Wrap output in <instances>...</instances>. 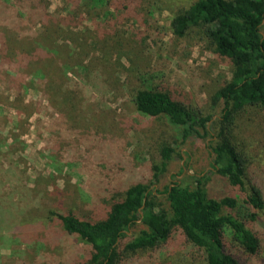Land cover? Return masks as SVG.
I'll use <instances>...</instances> for the list:
<instances>
[{"label":"rangeland","instance_id":"obj_1","mask_svg":"<svg viewBox=\"0 0 264 264\" xmlns=\"http://www.w3.org/2000/svg\"><path fill=\"white\" fill-rule=\"evenodd\" d=\"M193 1L151 0L138 15L121 17L87 16L71 0H40L47 18L25 20L16 29L0 23V41H12L8 54L35 45V31L59 58L46 76L37 68L0 69V264H78L86 244L49 211L97 218L108 206L109 187L125 185L131 175L120 161L147 167L152 156L158 158V138L175 134L167 118L137 112L134 88L149 85L212 105L214 92L231 76L230 64L192 35L177 37L171 27L173 15ZM46 25L51 39L43 41ZM221 107L213 105L215 115ZM236 133L259 155L255 171L264 179V113H246ZM209 142L206 136L184 146L170 178L201 172L210 196L243 197L248 189L213 170ZM257 210L250 227L262 246L248 264H264V208ZM170 252L166 247L155 256Z\"/></svg>","mask_w":264,"mask_h":264},{"label":"trees","instance_id":"obj_2","mask_svg":"<svg viewBox=\"0 0 264 264\" xmlns=\"http://www.w3.org/2000/svg\"><path fill=\"white\" fill-rule=\"evenodd\" d=\"M149 1L71 0L85 15L121 17L138 15ZM46 16L40 0H0V23L12 29ZM171 27L177 37L192 35L226 59L231 76L214 92L212 105L186 102L149 85L134 88L131 100L137 112L167 118L175 134L158 138V158L152 156L147 167L137 170L132 160L120 161L131 175L125 185L109 187L112 193L104 198L108 206L97 218L73 210L49 211L64 231L86 244L78 264H248L249 256L260 253L262 240L250 224L257 209L264 208V179L255 171L259 155L238 141L236 130L246 113H264V0H194L173 15ZM51 29L45 26L43 41L51 39ZM32 37L35 45L19 46L12 55L6 51L12 41H0V69L37 68L45 76L51 74L59 58L35 31ZM1 38L5 34L0 31ZM218 102L222 107L215 115L213 105ZM206 136L213 170L241 190L248 189L243 197L210 196L207 175L182 174L184 166L179 178H170L175 156L183 158L184 146ZM174 245L178 250L173 251ZM166 247L171 252L157 258Z\"/></svg>","mask_w":264,"mask_h":264}]
</instances>
